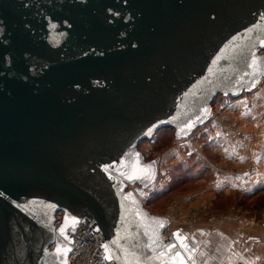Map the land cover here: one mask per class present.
Listing matches in <instances>:
<instances>
[{
	"label": "water",
	"instance_id": "1",
	"mask_svg": "<svg viewBox=\"0 0 264 264\" xmlns=\"http://www.w3.org/2000/svg\"><path fill=\"white\" fill-rule=\"evenodd\" d=\"M261 47L264 0H0V264H71L57 250L81 221L105 262L196 264L191 235L165 236L125 188L156 175L137 143L189 134L217 93L254 85Z\"/></svg>",
	"mask_w": 264,
	"mask_h": 264
},
{
	"label": "rangeland",
	"instance_id": "2",
	"mask_svg": "<svg viewBox=\"0 0 264 264\" xmlns=\"http://www.w3.org/2000/svg\"><path fill=\"white\" fill-rule=\"evenodd\" d=\"M209 104L207 118L189 134L161 126L138 141L144 160L156 163L140 200L151 214L167 217L169 232L198 238L199 227L225 229L236 245L252 235L250 248L264 232V74L237 96L217 93ZM196 256V263L219 264L200 245ZM235 263L245 264L238 255Z\"/></svg>",
	"mask_w": 264,
	"mask_h": 264
},
{
	"label": "crops",
	"instance_id": "3",
	"mask_svg": "<svg viewBox=\"0 0 264 264\" xmlns=\"http://www.w3.org/2000/svg\"><path fill=\"white\" fill-rule=\"evenodd\" d=\"M245 122H248L247 119ZM203 227H199L195 230V234L198 235V238H194L196 243H198V247H204L205 250L209 253L212 260L217 261L219 264H237L235 263L236 254L232 250V247L238 246L242 250H247L249 253L253 256L255 262L257 264H264V239L262 238L264 232H261V234L258 233V235H254L253 243L255 241V244L253 246H250V242H252V235L248 237L247 244H237L235 243V237L233 233H229V231L223 229V230H208L205 231ZM194 233V232H193ZM209 236L208 238L205 237V235ZM211 234V235H209ZM194 235V234H193ZM198 241V242H197ZM243 243V242H242ZM263 245L261 246V244ZM259 246H261L260 253L258 252L260 249ZM253 252V253H252ZM196 260L198 259L195 254ZM233 258V260H230ZM201 260V259H198ZM199 264V263H196Z\"/></svg>",
	"mask_w": 264,
	"mask_h": 264
},
{
	"label": "built area",
	"instance_id": "4",
	"mask_svg": "<svg viewBox=\"0 0 264 264\" xmlns=\"http://www.w3.org/2000/svg\"><path fill=\"white\" fill-rule=\"evenodd\" d=\"M258 52L264 53V47L258 48ZM153 181V180H152ZM132 183H126V187L130 186ZM135 187L143 188L144 192L142 196H139V198L143 197L145 194V188L146 186H140L135 185L133 188H130L132 190L135 189ZM55 222H54V229L58 226V224L61 221L62 218V212L56 211L55 214ZM168 225L167 228L163 231V234L169 235L171 232L168 230V226L170 222L167 220ZM87 227L83 225V222L81 221L78 226L75 227V233L71 235L73 239V243H69V246L71 247V251L69 252V259L68 261L71 264H114L112 260H107L106 262L95 256V251L97 250V241L100 239V236L95 233L92 237L93 240H89L88 238H84L82 236L83 231ZM188 232V231H187ZM190 232V231H189ZM191 233V232H190Z\"/></svg>",
	"mask_w": 264,
	"mask_h": 264
},
{
	"label": "snow or ice",
	"instance_id": "5",
	"mask_svg": "<svg viewBox=\"0 0 264 264\" xmlns=\"http://www.w3.org/2000/svg\"><path fill=\"white\" fill-rule=\"evenodd\" d=\"M191 127H193V125H192V124H189V125H188V128L190 129ZM181 131H183V130H181ZM147 134L150 135V134H151V131H149V133H147ZM137 159H139V155H138V154H137ZM146 167L150 168L151 166H146ZM137 171L140 172L141 174H136ZM143 174H145V170H144V169H137V168L134 167V173H133L132 175H128L127 178H128L129 180H133V179H141V178H143ZM122 175H124V173H122ZM129 197H130V194H129ZM76 223H77V221L73 220V221L71 222V224H69V220H68V218L66 217V218H65V225L61 227L60 232L63 234V233L65 232V229H66V228H68V227H72V228H74V226H75ZM161 226H163V225H161ZM174 235L177 236V239H182V238L179 236L178 233H177V234H174ZM65 239H67V237H65ZM181 246L186 247V245H183V244H182ZM104 247H105V249L107 250V245H105ZM57 251H58L61 255H65V256H66L67 252L71 251V249H67V248L64 249V250H60V249H58ZM177 255H179V254H177ZM111 258H112V257H111L110 255H106V256L104 257L105 260H108V259H111ZM65 264H66V261H65ZM179 264H183V262L180 261Z\"/></svg>",
	"mask_w": 264,
	"mask_h": 264
},
{
	"label": "trees",
	"instance_id": "6",
	"mask_svg": "<svg viewBox=\"0 0 264 264\" xmlns=\"http://www.w3.org/2000/svg\"><path fill=\"white\" fill-rule=\"evenodd\" d=\"M164 127V126H163ZM165 127H169V126H165ZM169 128H171V127H169ZM172 129V128H171Z\"/></svg>",
	"mask_w": 264,
	"mask_h": 264
},
{
	"label": "flooded vegetation",
	"instance_id": "7",
	"mask_svg": "<svg viewBox=\"0 0 264 264\" xmlns=\"http://www.w3.org/2000/svg\"><path fill=\"white\" fill-rule=\"evenodd\" d=\"M126 189H130V188H127V187H125Z\"/></svg>",
	"mask_w": 264,
	"mask_h": 264
},
{
	"label": "bare ground",
	"instance_id": "8",
	"mask_svg": "<svg viewBox=\"0 0 264 264\" xmlns=\"http://www.w3.org/2000/svg\"><path fill=\"white\" fill-rule=\"evenodd\" d=\"M256 81H257V80H256ZM256 81H255V82H256Z\"/></svg>",
	"mask_w": 264,
	"mask_h": 264
}]
</instances>
